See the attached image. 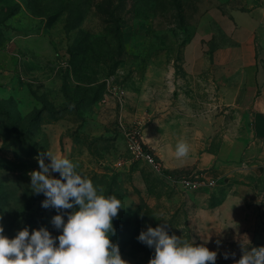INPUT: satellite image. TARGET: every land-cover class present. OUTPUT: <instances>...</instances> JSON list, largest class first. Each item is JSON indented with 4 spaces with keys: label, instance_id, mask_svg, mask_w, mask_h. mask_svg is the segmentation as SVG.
Wrapping results in <instances>:
<instances>
[{
    "label": "rangeland",
    "instance_id": "1",
    "mask_svg": "<svg viewBox=\"0 0 264 264\" xmlns=\"http://www.w3.org/2000/svg\"><path fill=\"white\" fill-rule=\"evenodd\" d=\"M262 4L264 0H0L4 234L12 238L25 227L41 226L53 236L62 231L51 222L57 210L42 207L45 196L30 187L38 157L51 151L72 160L102 194L122 201L111 239L128 264H148L154 256V248L137 239L148 226L163 225L170 235L196 244L186 191L171 188L132 155L120 120L129 127L134 117L146 115L147 123L157 116L159 99L179 97L176 88L189 81L183 49L191 35L208 27L218 33L214 19ZM243 15L238 13V19ZM187 89L183 96L190 95ZM61 211L67 220L72 209ZM242 255L239 250L215 264H236Z\"/></svg>",
    "mask_w": 264,
    "mask_h": 264
},
{
    "label": "crops",
    "instance_id": "2",
    "mask_svg": "<svg viewBox=\"0 0 264 264\" xmlns=\"http://www.w3.org/2000/svg\"><path fill=\"white\" fill-rule=\"evenodd\" d=\"M223 18L213 20L218 33L208 27L187 40L189 81L176 88L179 97L159 99L157 116L147 123L146 115L130 123L141 124L168 170L216 180L186 191L185 201L196 244L216 251L217 258L264 246V5ZM178 142L189 146L187 156H175Z\"/></svg>",
    "mask_w": 264,
    "mask_h": 264
},
{
    "label": "clouds",
    "instance_id": "3",
    "mask_svg": "<svg viewBox=\"0 0 264 264\" xmlns=\"http://www.w3.org/2000/svg\"><path fill=\"white\" fill-rule=\"evenodd\" d=\"M188 152L186 143H177V158ZM38 163L39 170L30 172V187L45 196L42 207L57 210L51 222L62 231L53 236L47 227L31 231L25 227L9 238L0 224V264H128L119 244L111 239L115 235L112 221L124 207L122 201L115 195L102 194L103 190L79 174L77 165L67 157L46 151L38 157ZM53 172H59V178ZM68 209L72 211L66 213L65 220L61 210ZM137 239L154 248L148 264H215L217 259L216 251L170 235L163 225L148 226ZM230 254L235 255L225 252L224 258ZM236 264H264V246L245 248Z\"/></svg>",
    "mask_w": 264,
    "mask_h": 264
},
{
    "label": "built area",
    "instance_id": "4",
    "mask_svg": "<svg viewBox=\"0 0 264 264\" xmlns=\"http://www.w3.org/2000/svg\"><path fill=\"white\" fill-rule=\"evenodd\" d=\"M118 95L120 103L123 104L124 90H121ZM120 126L126 136L127 145L132 155L143 160L154 173L159 174L170 183L180 186L185 191L196 190L203 186H214L216 184L215 179L209 178L201 172L184 175L172 174L165 167L159 155L148 145V142L143 137L139 122L131 124L128 127L120 120Z\"/></svg>",
    "mask_w": 264,
    "mask_h": 264
},
{
    "label": "trees",
    "instance_id": "5",
    "mask_svg": "<svg viewBox=\"0 0 264 264\" xmlns=\"http://www.w3.org/2000/svg\"><path fill=\"white\" fill-rule=\"evenodd\" d=\"M152 172H153V171H152ZM169 172H171L172 174L181 175V173H177L176 171H170V170H169Z\"/></svg>",
    "mask_w": 264,
    "mask_h": 264
}]
</instances>
